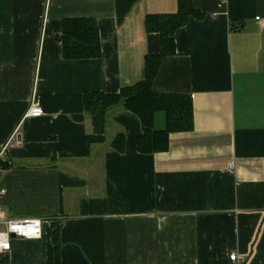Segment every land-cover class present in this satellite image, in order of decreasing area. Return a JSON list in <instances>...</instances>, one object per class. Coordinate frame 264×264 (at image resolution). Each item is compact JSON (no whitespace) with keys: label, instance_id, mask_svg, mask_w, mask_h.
I'll return each instance as SVG.
<instances>
[{"label":"crops","instance_id":"crops-1","mask_svg":"<svg viewBox=\"0 0 264 264\" xmlns=\"http://www.w3.org/2000/svg\"><path fill=\"white\" fill-rule=\"evenodd\" d=\"M191 3L202 16L174 32L152 87L190 97L192 128L148 154L135 114L113 107L96 133L82 96L142 81L161 51L145 17L177 0H0V150L19 142L0 159L2 214L44 223L11 240L9 264H48L53 220L61 264H264V0ZM76 18L96 21L99 57L64 58L61 22Z\"/></svg>","mask_w":264,"mask_h":264},{"label":"trees","instance_id":"trees-1","mask_svg":"<svg viewBox=\"0 0 264 264\" xmlns=\"http://www.w3.org/2000/svg\"><path fill=\"white\" fill-rule=\"evenodd\" d=\"M175 13L149 14L145 17L147 32L160 36V53L148 55L144 59V77L132 86L122 87L117 93L93 91L83 94V108L91 118V126L96 133H103L108 110L121 105L139 118L141 131L138 134L137 151L141 153L164 152L168 149L170 132L188 131L192 128L191 99L185 94H160L153 90V79L159 64L165 56L175 54L174 32L183 26L189 16L202 14L191 0H177ZM61 29L62 53L66 59L99 57L100 38L98 25L93 18L63 19ZM165 115V128L156 129L153 118L156 112ZM124 135L118 133L112 147L123 152ZM58 221L53 220L46 233L48 264H61Z\"/></svg>","mask_w":264,"mask_h":264},{"label":"built area","instance_id":"built-area-1","mask_svg":"<svg viewBox=\"0 0 264 264\" xmlns=\"http://www.w3.org/2000/svg\"><path fill=\"white\" fill-rule=\"evenodd\" d=\"M40 115H42V112L37 105L30 106L26 111V116L35 117ZM12 137L7 141V144L1 148L0 159L3 158V154L8 146L19 144L16 140L12 141ZM228 166L229 171H231L234 167L233 162H230ZM5 194L6 189L0 186V264H9L7 256L12 248L11 240L13 238L39 239L44 233V223L40 218L18 219L3 216L1 199ZM229 259L237 263L243 261V258L239 257L238 254L234 252L230 254Z\"/></svg>","mask_w":264,"mask_h":264}]
</instances>
